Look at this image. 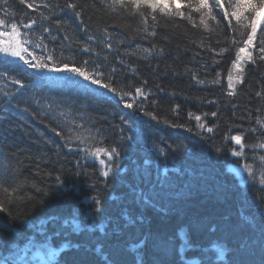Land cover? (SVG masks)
Here are the masks:
<instances>
[{"label":"trees","instance_id":"1","mask_svg":"<svg viewBox=\"0 0 264 264\" xmlns=\"http://www.w3.org/2000/svg\"><path fill=\"white\" fill-rule=\"evenodd\" d=\"M186 2H168L184 17L159 11L156 21L148 17L155 36L142 31L139 16L110 12L101 0H8L0 7L4 30L17 24L36 57L52 54L70 66L87 61L89 73L102 72L104 83L131 93L121 100L80 77L69 83V73L41 72L0 52V182L19 186L17 198L5 201L8 211L0 212V264H14L6 256L28 241L59 249L43 264H264V148L258 146L264 144V61L245 57L239 79L232 69L229 88L231 38H241L211 19L213 31L206 30ZM67 3L78 5L79 19ZM262 38L258 28L253 57ZM137 87L145 95L135 97ZM88 130L97 141L103 137L89 145L119 148L107 178L99 160L80 150L86 145L75 139L66 145L65 137H88ZM237 135L243 149L231 139ZM244 163L253 165L257 180L245 171L240 186L227 167ZM92 197L102 201L101 212Z\"/></svg>","mask_w":264,"mask_h":264},{"label":"snow or ice","instance_id":"2","mask_svg":"<svg viewBox=\"0 0 264 264\" xmlns=\"http://www.w3.org/2000/svg\"><path fill=\"white\" fill-rule=\"evenodd\" d=\"M175 2V0H173ZM21 4H26V0H20ZM101 3L105 6V8L110 12H118V10H122L127 12L131 16H139L141 18V22L144 25L142 31L147 32L148 35L155 36V31L148 32V17L151 16L152 21H156L157 17L155 13L159 11L162 15L171 16L178 15L180 17H184L185 13L180 10V7H177L175 10L172 8V4L166 2V0H101ZM8 4V0H0V7H4ZM28 8L32 9L34 7L33 4L28 3L26 5ZM185 8L190 9L193 12L200 13V24L204 26L206 30L213 31V29L209 28L207 23L208 19L216 21L217 27H224L228 30L232 31L239 35L241 39H236L235 36L231 38V42L236 46L235 48V59L232 61V68L229 70L228 74V86L229 88L233 87V73L232 69L236 70L237 78L243 73V61L244 58L247 57L253 63L256 59L264 61V38L260 40V44L256 49L258 55L256 57L252 56L250 48L253 47V42L257 38V30L260 28V32L264 34V0H212V3H209V0H187L186 3L182 5ZM43 7L47 8L49 5L45 4ZM66 7L69 9H73L74 11L78 7L75 3H67ZM7 13V9H4ZM218 10H223V15L217 18L219 15ZM43 15V13H41ZM76 17L79 19L81 17L80 11H75ZM47 19V17H44ZM187 19L192 20V16L188 15ZM222 21H227V25H222ZM235 21V24H233ZM59 23V21H57ZM35 24V21H31L29 24H24L23 27L25 29H30L32 25ZM5 25V19H0V27ZM196 26L195 24L193 25ZM49 29L45 28L44 32H48ZM21 33L17 24L13 23L10 26V31L5 29L4 31H0V38H7V43L0 47V52H4L7 55L17 57L23 61L24 64L28 65L30 68L36 69L38 71H48V72H66L69 73V83H73L71 80L72 76H77L82 78L84 81H88L92 85H97L101 88L107 89L109 92H112L118 96H120L121 100L124 99L125 96L131 95L130 92H120L115 87L112 86L111 83H104L102 81L103 73L96 71L95 74H91L87 71L86 65L87 61L84 62L83 66L72 65L70 66L67 62L58 61L52 54H49L47 57H36L33 53L28 51V48L24 45L30 43L29 40H20ZM27 36V33H25ZM106 38L110 37L105 30ZM246 37V39L244 38ZM41 43L43 41V37L40 38ZM92 39V37H89ZM242 45V46H241ZM40 44H37L36 47H40ZM111 47V45H108ZM155 48V45H153ZM87 50V49H85ZM145 52L150 53L151 49H144ZM226 51L225 48H220V53H224ZM23 53H28L29 56L32 57V60H28L25 58ZM219 75V74H218ZM14 84H19V80H13ZM232 93L230 92L229 95ZM145 95L141 88L137 87L135 89V97H140ZM260 95V93H257ZM124 107L128 109H132L134 107V102H125ZM143 111V109H141ZM145 115L152 116L153 119H156L154 115L150 112H144ZM191 115V113L189 114ZM213 116L216 113H212ZM197 121H200V116L195 117ZM125 123L129 121L127 118L122 117ZM257 123H260L258 120ZM179 127H183V125H176ZM77 129L82 128V125H76ZM199 127L203 128V124H199ZM264 127V125H262ZM55 131V129H53ZM88 137H83L79 133L73 136L65 137L66 145L70 146L73 139L79 141V144L86 145L81 151H83L86 156H90L93 159L99 160L101 165V175L105 178L109 176L112 172L113 165L115 160L119 158L120 152L118 146L112 147H96L93 145H89L88 141L92 140L96 143H102L103 137L99 138L97 141L96 135H93L90 130ZM207 131L211 132V128H207ZM256 131V129H253ZM58 136L61 135L60 132L56 133ZM98 135V133H97ZM231 139L235 142V144L240 145L241 149H243L244 145L241 142V136H232ZM261 148H264V144L258 145ZM219 151V149H218ZM161 154H163V149H161ZM243 152H237L235 150L232 151L233 156H241ZM101 156L107 157V162L101 158ZM261 161L260 165V175H259V183L264 185V156L259 157ZM244 171L248 173L250 179L254 182L257 180L256 169H254L253 165L244 163L242 165ZM6 182V177L4 178ZM57 184H62L63 181L61 177L56 176ZM35 187V185H33ZM19 186L15 188H11L8 186H4L3 182H0V192L3 193V198H0V212L8 211V208L5 205V201L9 204L14 201L17 197L15 193L18 191ZM37 191H41V189L37 188ZM92 201L95 204V211L97 213L101 212L103 208V203L98 197H92Z\"/></svg>","mask_w":264,"mask_h":264},{"label":"rangeland","instance_id":"3","mask_svg":"<svg viewBox=\"0 0 264 264\" xmlns=\"http://www.w3.org/2000/svg\"><path fill=\"white\" fill-rule=\"evenodd\" d=\"M172 2L173 0H166V2ZM0 31H4V26L0 27ZM10 31V29H8ZM7 43L6 40L0 38V47H3ZM4 53V52H3ZM230 170L240 177V180L244 182V170L241 166L230 165ZM220 250V248H218ZM58 254V249L47 245V243H36L28 241L22 246L17 247L8 257L14 264H42L49 262ZM223 254V251L220 252Z\"/></svg>","mask_w":264,"mask_h":264},{"label":"bare ground","instance_id":"4","mask_svg":"<svg viewBox=\"0 0 264 264\" xmlns=\"http://www.w3.org/2000/svg\"><path fill=\"white\" fill-rule=\"evenodd\" d=\"M188 198H192V196H186V197H184L183 200H187L188 201ZM165 206L168 208V207H170V204H166Z\"/></svg>","mask_w":264,"mask_h":264}]
</instances>
